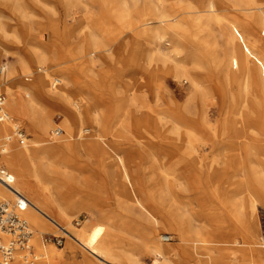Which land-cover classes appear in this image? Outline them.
Masks as SVG:
<instances>
[{
	"label": "rangeland",
	"instance_id": "obj_1",
	"mask_svg": "<svg viewBox=\"0 0 264 264\" xmlns=\"http://www.w3.org/2000/svg\"><path fill=\"white\" fill-rule=\"evenodd\" d=\"M45 1L57 6L58 13L51 14L50 11L30 3V9L35 16L30 17L28 25L22 23L19 14L10 8H1L2 20L19 32L22 43L20 46L6 44L2 47L0 74L14 72L17 59L24 61L26 53L22 47L28 40L36 44L47 42L54 28L62 31L63 26L67 24L68 33L74 43L84 49L83 53L78 51L81 56L73 59L66 51L56 52L61 64L48 66L32 62L23 72L16 75L22 83L29 85L45 70L51 74L50 82L54 77H66V71L70 67L87 65L89 75L95 82L90 84L89 81H83V77L78 74L79 80L71 82V90L76 93L87 90L90 97L93 98L94 95L98 97L103 111L106 112L100 119L99 128L103 129L109 138L113 137L115 120L124 118L128 122L125 127L121 126L123 129L119 132L121 136L117 145L130 155L135 174L143 186L142 195L150 209L160 218L157 222L138 206L119 204L108 177L100 170L95 159L88 157L84 152L62 150L53 155L52 159H65L70 163L69 177L53 180L47 175L43 180L51 185L52 192L57 196L69 198L73 203L87 201L72 212V223L79 222L77 226L89 231L95 240L112 250H133L136 261L126 264H163L162 259L158 263L154 261L156 256L145 244L147 231H155L159 242L175 247L173 259L177 264H198L202 255L210 258L224 257L228 264H264V256L257 249H252L248 243L249 225L253 220L248 224L241 217L242 209L233 212L225 203L234 195L233 185L225 189H216L214 187L216 180L213 176V167L221 165L227 167L224 178L229 181L238 179L240 175L233 171L235 156L246 162L243 173L249 174L250 150L258 151L264 167V107L261 105V113L252 118L248 116L250 114L241 116L240 110L237 111V84L229 82L224 77L226 63L237 58L241 44L247 48L245 55L250 69H254L255 61L260 60L264 64V26L245 15L246 12H242L240 0H217L221 13L228 21L223 20L221 27L211 23L210 33L200 34L201 38L208 41V45L199 44L188 34V36L175 34L169 25H161L162 38L156 42V46H147L136 34L149 18L144 12L143 1L137 3L134 0H127V7L133 10L132 16L137 22L134 29L136 33L123 27L120 21L110 18L101 0H71L66 12L69 14L67 17L64 14L65 8L57 0ZM191 1L202 9L203 0ZM185 15L186 12L180 10L176 17L178 22ZM203 15L204 11L198 13L199 21ZM94 19L102 24V28L92 35L94 38L104 42L116 40L109 55L102 50L103 48L98 47L99 44L90 48L88 30L82 27ZM233 36L234 43L230 41ZM155 47L161 52H169L171 59L165 63ZM145 52L152 57L154 63L159 64L161 82L151 90L144 86L133 98L129 89L128 72L134 69L137 55L146 54ZM182 67L190 69L189 74L199 80L201 84L199 89L191 86L186 75L181 72ZM59 86L60 83L55 87L52 85L53 91H57ZM229 87L232 92H228ZM2 91L6 94L4 110L8 112L11 120L14 119L24 128L26 138L29 140L32 134L27 116L10 110L7 105L8 94L5 90ZM26 94L32 93L27 91ZM64 109L62 104H56L50 127L52 130L41 137L45 146L61 142L65 131L58 136L54 135L53 129L61 125L63 116L59 111ZM240 118L247 124L246 134L241 138L235 136L238 132L235 128L238 126L227 125L228 122ZM137 119L163 124L168 128L167 138H162L156 130H137L132 125ZM249 138L254 142L253 147L248 145ZM29 145L33 146L31 140ZM220 145L228 152L226 159L217 156ZM235 147L236 155L231 154V149ZM168 177L172 184L169 187L166 185L163 188L159 187V184L167 181ZM253 192L255 196L264 197V193L257 188ZM241 196L237 194L236 197ZM88 202L91 203L90 206ZM177 216H181L195 228L192 232V242H183L180 239L179 225L175 220ZM263 216L264 204L258 203L256 218L259 223ZM30 225L34 233L32 245L36 251L34 263L44 258L38 254L43 253V250L39 249L37 238L43 247L47 244L54 246L58 251H62L68 242L77 247L75 255L58 261V264L68 262L83 264L86 258L98 261L86 250L78 248L79 245L64 234L66 231L57 230L54 224L50 223L51 228L40 234L31 223ZM46 234L64 236L63 245L57 246L53 241L43 243L42 237L44 238ZM164 234L171 235L172 240L163 241ZM14 261L15 258L8 264H14ZM98 263L102 264L100 261Z\"/></svg>",
	"mask_w": 264,
	"mask_h": 264
},
{
	"label": "bare ground",
	"instance_id": "obj_2",
	"mask_svg": "<svg viewBox=\"0 0 264 264\" xmlns=\"http://www.w3.org/2000/svg\"><path fill=\"white\" fill-rule=\"evenodd\" d=\"M57 1L65 8L64 14L67 17L69 14L66 12L71 0ZM101 1L103 8H105L110 18L120 21L123 27L129 29L132 33H136L134 29L137 27V22L133 19V10L127 7V0ZM134 1L137 3L143 1L145 8L144 12L146 16H149V18L145 20L144 26L136 33L147 46H156V42L162 38L163 33L161 25H169L175 34H188L192 38L194 37L199 44H207L208 41L205 40V38H201L202 36L200 34H204V32L210 33L209 25L211 23H216L221 27L223 20H226L221 13V8L216 2L217 0H203L201 3L202 9L198 8L191 0ZM240 2L243 10L241 11L243 13L246 12L247 14L244 13L245 15H248L257 23L264 26V0H240ZM30 3L39 6L41 9L44 8L50 11L51 14L58 13L56 9L57 6L45 0H0V56L2 47L6 44L20 46V43H22V39L18 35L19 32L17 33L16 30L12 29L2 20L3 15L1 14V8H10L13 12L19 14L22 23L28 25L30 17L35 16L30 9ZM180 10L185 11L186 15L184 18L179 19L181 21L178 22L176 17H178ZM201 11H204L205 15L201 16V20L199 21L197 15L201 13ZM34 13L36 14V12ZM66 17H64V24H66ZM82 28L88 30L87 36L88 41H90V48H94L95 45L99 44L98 47L103 48L102 50H104L107 55L112 53L111 48H113L112 46L116 40L104 42L98 41L92 36L96 30L102 28V24H100L98 20L96 21V19H94L86 22ZM50 36L47 42L42 41L38 44L28 40L24 47H22L26 53L24 61L17 59V66L14 72L0 74V87L8 94L7 105L9 109L19 115L24 114L27 116L29 120V129L32 134L29 140L25 138L23 142H20L14 131L15 124H20L14 119L11 120L9 116L8 118L0 119V170H6L12 177L10 186L0 181V198L14 201L16 199L15 191H18L29 201L21 212L28 222L36 228L39 234L47 232L51 228L50 223H52L57 227V230L66 231L65 234L79 245L78 248L81 247L86 250L102 264H126L128 262H135L136 257L133 250H112L95 240L89 231H86L83 227L77 226L76 223H72V212L81 207L82 203L86 204V200L73 203L69 198L66 199L57 196L52 192L51 185L43 180L47 175L51 176L53 180L69 177L70 163L65 159H52L53 155L58 154L62 150H68L73 153H87L88 157L98 162V167L108 177L113 193L119 204L123 206H138L145 210V214L152 216L157 222L160 220L158 214L156 215L155 212L150 209L145 197L142 195L143 186L135 174L134 165H132L129 159L130 155L117 145L120 141L118 138L121 136L119 132L123 129L121 126L125 127L128 122L124 118L115 120V129L112 130L113 137L109 138V136L102 131L103 129L100 130L99 128L101 127L100 119L106 112L103 111L98 97L95 95L93 98L90 97L86 92L87 90L77 93L71 90V82L75 83V81L79 80L77 77L78 74L83 77V81H89L90 84L91 82H95L89 75V68L87 65L77 66V68L76 66L68 68L66 77H58L60 79V86L57 91H53V87H55H52L54 78L49 82L51 74L47 70L41 73L38 78L29 85L22 83L18 79V75L32 62L48 66L61 64L60 58L55 54L56 52L64 53V51H66L73 59H77L81 56L78 52L79 50L80 53H83L82 51L84 49L76 45L71 38L72 36L68 33L67 24L63 26L62 31H58L54 28ZM215 41L216 40H214V42ZM230 41L234 43L235 36H233ZM155 49L158 50L159 57L165 63L166 60L169 58L171 59L169 52H161L157 47H155ZM246 50V46L241 44L237 58L231 59L230 62L226 63L224 77L228 79L229 82L237 84V111L240 110L241 116L245 117L246 114H250L248 116L252 118V116L261 113V107H264V64L260 60L255 61L256 65H254V69H250L246 62ZM93 52L94 51H92V53ZM145 53L147 54V52ZM146 54L140 53L137 55L134 62V69L128 72L130 77L129 89L133 98L137 92L143 90L144 86H148L151 90L155 85L161 82V68L159 64L154 63L152 57ZM235 67H237V69ZM1 69H3V65ZM189 70L182 67L181 72L186 75L191 86L199 89L201 86L199 80L190 75ZM17 73L18 75H16ZM27 91H31L32 94H26ZM229 91L232 92L233 90L230 88L228 89V92ZM56 104H62L65 108L59 111L63 119L62 122H60L61 125L58 126L62 130L58 136L62 135L63 130L65 134L59 144L45 146L41 137L52 130L50 127L52 126V117L56 110ZM228 123L227 125L238 126L235 128L238 131L235 134L236 137L241 138L246 134L247 124L244 119H234ZM153 124H155V126H153ZM132 125H134V128L137 130H156L158 135L162 138H167L166 131L168 128L163 124L137 119L134 120ZM54 130L55 129H53V131ZM30 140L33 146L29 145ZM248 145L254 146V142L251 138L248 140ZM235 152L236 147L231 149V154L234 153L236 155ZM227 153L228 152L222 145L218 146L217 156L220 159H226ZM258 155V151H249V174L243 173L246 162H244V160L241 161L239 157L235 156L233 171L236 175H240L238 179L229 181L224 178L227 167L221 165L213 167V176L216 180L214 183L216 189H225L229 185H233L235 191H233L232 194L234 195L229 197L225 203L231 207L233 212L242 209L240 212L241 217L248 224H250L249 221L253 220V223L249 225L248 243L252 249H257L261 255L264 256V246L259 242L260 223L256 218V206L258 203L264 204V197L255 196L253 192V190L257 188L264 193V167ZM9 170H11L12 173H10ZM170 184H172V181H170L168 177L167 181L159 184V187L163 188L165 185L169 187ZM176 184L178 183L176 182ZM173 187L175 188V186ZM237 194L242 196L236 197ZM88 204L90 206L91 203L88 202ZM175 220L179 225L178 230L180 239L183 242H192V232H194L195 228L190 222L183 220L181 216H177ZM44 238L42 237V239ZM43 241V243L46 242L45 240ZM36 243L39 249L43 250V253L38 254L44 258L32 264H58V261L62 259L66 260L67 257L75 255L77 252V247L71 242H68L67 246L63 248L62 251H58L54 246H49L47 244H44L43 247L38 238ZM145 244L148 250L156 256L155 262L158 263L162 259L163 264H177L173 259L175 247L159 242L156 239L155 231H147L145 233ZM84 250L83 252H85ZM98 261L95 262L86 258L85 261L83 260V264H99ZM13 263L26 264V262L21 260L18 256L15 257ZM70 263L68 262L67 264ZM198 264H228V262L224 257L210 258L202 255L200 256Z\"/></svg>",
	"mask_w": 264,
	"mask_h": 264
},
{
	"label": "built area",
	"instance_id": "obj_3",
	"mask_svg": "<svg viewBox=\"0 0 264 264\" xmlns=\"http://www.w3.org/2000/svg\"><path fill=\"white\" fill-rule=\"evenodd\" d=\"M60 83L58 77H54L53 86ZM6 102V94L0 89V119L8 118L7 112L4 110ZM14 131L20 142L26 138L24 128L15 124ZM61 128L54 130V135L61 133ZM0 181L10 186L12 182L11 175L4 169L0 170ZM16 199L8 201L0 198V264H8L13 261L16 256L26 263H31L36 259V251L32 245L33 231L30 223L22 214L29 201L18 191H15ZM78 225L79 222L76 221ZM65 234V233H64ZM163 241H171L169 234L162 236ZM44 240L46 242H54L57 246L63 245L64 236H56L46 234ZM259 242L264 246V216L260 219V236Z\"/></svg>",
	"mask_w": 264,
	"mask_h": 264
}]
</instances>
